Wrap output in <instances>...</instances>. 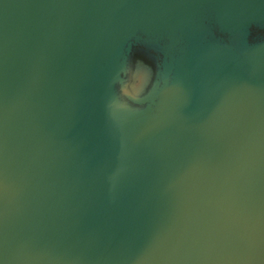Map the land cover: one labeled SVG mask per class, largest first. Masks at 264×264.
Segmentation results:
<instances>
[{
	"label": "water",
	"instance_id": "95a60500",
	"mask_svg": "<svg viewBox=\"0 0 264 264\" xmlns=\"http://www.w3.org/2000/svg\"><path fill=\"white\" fill-rule=\"evenodd\" d=\"M0 264H264V0H0Z\"/></svg>",
	"mask_w": 264,
	"mask_h": 264
},
{
	"label": "rangeland",
	"instance_id": "374dc122",
	"mask_svg": "<svg viewBox=\"0 0 264 264\" xmlns=\"http://www.w3.org/2000/svg\"><path fill=\"white\" fill-rule=\"evenodd\" d=\"M162 55L158 48L150 49L144 42L132 47L120 90L134 104L143 105L157 99L163 74Z\"/></svg>",
	"mask_w": 264,
	"mask_h": 264
}]
</instances>
